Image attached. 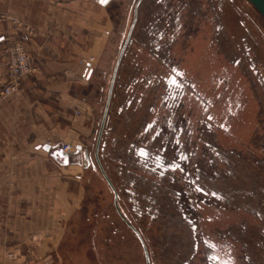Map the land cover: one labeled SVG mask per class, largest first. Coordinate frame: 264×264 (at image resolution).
<instances>
[{
	"label": "rangeland",
	"instance_id": "374dc122",
	"mask_svg": "<svg viewBox=\"0 0 264 264\" xmlns=\"http://www.w3.org/2000/svg\"><path fill=\"white\" fill-rule=\"evenodd\" d=\"M137 1L127 2L126 13L119 14L117 28L113 30L115 60L104 78L105 89L89 153L95 166L84 163L78 206L67 222L56 264H147L140 239L117 210L115 193L97 163L94 150L114 68L133 23ZM220 1L221 9L217 0L211 3L202 0L206 15L194 18L199 23L168 45L173 63L188 71L194 81L198 90L195 95L213 101L212 113L223 111L219 93L224 96L230 93L233 102L237 103L238 99L240 103L237 114L230 119L233 135L223 130L209 135L206 128L200 130L204 127L199 122L201 103L193 94L183 97L180 110L189 112L193 144L199 143L206 157L211 152L208 142L216 143L222 152L214 163L204 162L209 165L210 173L202 176L201 181L207 190L212 188L223 199L200 201L201 207L188 215L196 229L177 209L176 191L182 189L168 188L166 179L129 161L127 147L134 141L147 143L149 135L144 131L148 120L155 110L160 115L166 112L162 106L165 81L160 82V76L156 78L155 73L165 75L170 69L163 59L153 57L151 37L142 33L139 24L134 27L118 71L114 89L118 95L111 102L105 127L108 133L103 134L99 155L119 193L121 209L145 240L152 264H185L186 261L208 264L203 253L205 239L231 246L234 264H264V16L249 0ZM216 14L220 17L215 20ZM218 22L222 27L220 33L214 24ZM245 46L249 47V54H245ZM225 52L234 55L230 58ZM236 59L241 60L237 65ZM130 98L132 104L127 108ZM119 104L123 111L117 113ZM202 132L205 139L198 140L204 135ZM161 137L149 143L151 151L163 148ZM172 153L166 152L169 156ZM153 182L160 185L155 187Z\"/></svg>",
	"mask_w": 264,
	"mask_h": 264
},
{
	"label": "crops",
	"instance_id": "0c3cea01",
	"mask_svg": "<svg viewBox=\"0 0 264 264\" xmlns=\"http://www.w3.org/2000/svg\"><path fill=\"white\" fill-rule=\"evenodd\" d=\"M130 1L0 0V45L19 40L37 67L0 102V264L57 262ZM60 143L71 145L69 165L43 148Z\"/></svg>",
	"mask_w": 264,
	"mask_h": 264
},
{
	"label": "flooded vegetation",
	"instance_id": "af4514ba",
	"mask_svg": "<svg viewBox=\"0 0 264 264\" xmlns=\"http://www.w3.org/2000/svg\"><path fill=\"white\" fill-rule=\"evenodd\" d=\"M201 1L202 0H142L144 4L141 2L139 5L135 26L139 24L142 33L151 37L150 43L153 45V57L155 59H163L170 69L165 75L155 73L156 78L160 76V82L161 80L165 81V93L162 95V106L166 109V112H164L165 114L160 115L158 111L155 110L154 116L148 120L144 131L149 135L147 143L143 145L134 141L127 147V153L131 156L129 161H131L132 164L149 168L152 172L158 174L161 179H166L168 188L182 189L181 191H176L177 198L175 203L178 204V211L183 213V216L192 224L194 229L197 228V225L188 215L201 207L200 201L211 202V198L213 197L220 200L223 199L221 194L215 192L212 188L207 190L201 181L202 176L206 173H210L209 165H204V162L207 161V163L210 164L214 163L216 158L222 156V152L219 150V146L216 143L208 142L211 152L210 155H208L209 157H206L205 151L200 149L199 143L193 144L194 139L191 137L193 130L190 128L189 112L183 113L180 110L182 104H184L183 97L193 94L201 103L202 112L199 122L202 124L200 127H204L200 130L204 131L206 128V130L209 131V135H215L220 130H223L225 134L232 136L233 133L230 131V119L234 114H237L240 107L238 99L236 100L237 103H234L230 93H227L225 96L223 93H219L218 98L221 99L223 111H220L219 114H215V112L212 113L211 105L213 101L211 99H206L203 95H195L194 92H196L197 88L194 81L189 76L188 71L173 63L174 58L171 54V48L169 50L168 45L173 44L174 41L177 40L179 34L187 35L188 30L196 26V23H199L197 19L206 15L205 13L207 12L202 10L203 3ZM205 1L211 3L214 0ZM217 2L221 9V1L217 0ZM211 7L214 8L215 6L212 5ZM196 17L198 18L194 19ZM219 17L220 15L216 14L214 19L216 20V18ZM214 24L216 30L220 33L222 28L221 25H219V22ZM230 53L231 54L225 52V55L231 58L234 54L233 52ZM245 54H249L248 46H245ZM240 61V59H236L235 64H239ZM252 66H254L253 63ZM173 80L178 83H173ZM261 80H263V78H261ZM131 104L132 99L130 98L127 101L126 107L129 108ZM122 107L123 106H121L120 112L123 111ZM151 109L153 110L152 107ZM205 114L209 117L208 120ZM105 133L106 136L108 133L107 130ZM204 136H206V134L200 135L198 140H204ZM160 137L163 148L160 151H151L149 143L156 142ZM101 149V153L104 155L103 152L106 150L105 141ZM167 151H173V153L169 156L166 154ZM143 153H147V155ZM217 173L218 172L215 171V174ZM152 185L158 187L160 183L153 182ZM148 199L149 197H144V200ZM132 200V202H135L133 198ZM185 204L188 206H185ZM138 209L141 212V208L139 207ZM123 214L128 219L126 213L123 212ZM195 233L196 230L194 231V234ZM212 245L215 246L213 247ZM195 246L198 248L197 244ZM203 249L208 264H234L233 256L230 254L231 246L227 243L217 244L205 239V247ZM185 264H189V262L186 261Z\"/></svg>",
	"mask_w": 264,
	"mask_h": 264
},
{
	"label": "water",
	"instance_id": "95a60500",
	"mask_svg": "<svg viewBox=\"0 0 264 264\" xmlns=\"http://www.w3.org/2000/svg\"><path fill=\"white\" fill-rule=\"evenodd\" d=\"M258 10L259 12L264 16V0H249ZM142 0H138L135 4V8H134V20L133 23L130 27L127 39L125 44L123 45L121 52L119 54V57L117 59L115 68H114V72H113V76H112V80H111V84H110V88H109V92H108V97H107V101H106V106H105V110H104V114H103V119L101 122V126L98 132V138H97V146L95 149V158L97 160V163L101 169V171L103 172L106 180L108 181V183L110 184L111 188L113 189L114 193H115V205L117 207V210L120 214V216L126 221V223L128 224L129 227H131L133 229V231L135 232V234L138 236V238L140 239L143 248H144V252H145V256H146V261L147 264H152L151 260H150V256H149V252L145 243V240L142 236V234L140 233V231L135 227L134 224H132L123 214L119 203H118V198H119V193L116 190L114 184L112 183L111 179L109 178L108 174L106 173L103 164L101 162V156L99 155L100 153V144L103 138V134L105 132V127L107 124V120H108V114H109V109L111 106V102H112V98H113V94H114V89H115V85H116V80H117V76H118V71L119 68L121 66L123 57L125 56L126 50H127V46L130 42V38L132 35V32L134 30L136 21H137V14H138V8L139 5L141 4ZM43 148L47 151L51 152V155L61 164V165H69L72 161V154L68 153L64 150L63 148V144H57V145H50V144H45L43 146ZM80 150H82V145H78L77 146V150L76 153H78ZM85 161L88 164H93V166H95V164L93 163L92 159H91V155L89 153L85 154Z\"/></svg>",
	"mask_w": 264,
	"mask_h": 264
},
{
	"label": "built area",
	"instance_id": "2783aa9c",
	"mask_svg": "<svg viewBox=\"0 0 264 264\" xmlns=\"http://www.w3.org/2000/svg\"><path fill=\"white\" fill-rule=\"evenodd\" d=\"M8 19L6 14H0V21ZM85 63H92L93 58L84 60ZM37 67L19 40H9L6 44L0 45V102L17 94L22 79L35 73ZM66 152H70L71 145L64 144Z\"/></svg>",
	"mask_w": 264,
	"mask_h": 264
},
{
	"label": "snow or ice",
	"instance_id": "6c2138e0",
	"mask_svg": "<svg viewBox=\"0 0 264 264\" xmlns=\"http://www.w3.org/2000/svg\"><path fill=\"white\" fill-rule=\"evenodd\" d=\"M102 2H106V0H102ZM173 83H178L177 81H175V80H173L172 81ZM144 155H147V153H143ZM213 247L215 246V245H212Z\"/></svg>",
	"mask_w": 264,
	"mask_h": 264
}]
</instances>
